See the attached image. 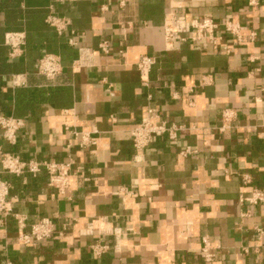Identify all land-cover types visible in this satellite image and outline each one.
Instances as JSON below:
<instances>
[{
	"label": "crops",
	"instance_id": "0c3cea01",
	"mask_svg": "<svg viewBox=\"0 0 264 264\" xmlns=\"http://www.w3.org/2000/svg\"><path fill=\"white\" fill-rule=\"evenodd\" d=\"M172 14L231 20L257 38L229 55L207 41L171 47L163 26ZM50 16L71 25L59 34ZM11 32L26 37L16 56L4 42ZM0 48V115L25 121L15 145L0 139L4 151L75 161L65 196L45 169L2 175L27 231L46 217L56 232L24 245L15 221L0 217V264H264V201L242 202L264 189V0H0ZM45 54L61 58L53 80L38 73ZM144 56L156 59L147 85L137 69ZM17 93L28 97L23 114ZM149 108L184 128L137 156L130 132ZM229 109L236 117L222 131ZM73 128L97 144L80 148ZM206 236L212 262L202 257Z\"/></svg>",
	"mask_w": 264,
	"mask_h": 264
},
{
	"label": "built area",
	"instance_id": "2783aa9c",
	"mask_svg": "<svg viewBox=\"0 0 264 264\" xmlns=\"http://www.w3.org/2000/svg\"><path fill=\"white\" fill-rule=\"evenodd\" d=\"M253 4V2L251 3ZM47 23L56 30L57 33L63 34L71 25L68 18L59 16H50ZM164 36L167 44L173 47L176 41L192 42L207 41L211 45L218 47L223 53L229 55L233 52L235 46H243L247 41L253 43L257 38L255 31L251 32L248 37L245 36V27L231 20L218 23L210 18L188 20L185 17L171 15L165 20ZM230 38L232 44L225 40ZM26 37L24 33L11 32L5 35V45L11 48V53L16 56L21 47L25 45ZM71 45H77L74 39L69 40ZM100 48L104 52L109 51L108 43L103 42ZM254 60V59H253ZM156 59L151 56L142 57L137 63V69L140 73L142 84L147 85L150 80V73ZM81 67L82 65H78ZM62 71L61 58L55 54H45L38 64V73L49 80L55 79ZM14 82L17 86L25 83L19 76H15ZM223 125L220 130L231 127L236 117L234 110H225L223 112ZM25 126L23 118L16 116L0 115V139L9 145L17 143L18 134ZM183 126L171 124L165 120L161 112L156 108H149L147 114L141 119L130 132L133 146L137 156L142 154L155 138L165 137L170 142H176ZM72 141L79 144L80 148H90L97 144V139L93 132H84L75 128L70 130ZM71 146V145H69ZM188 152V151H187ZM75 161L69 158L63 162H37L34 160H23L19 156L7 153L0 144V217L12 218L17 226V240L24 244L34 246L46 239L53 238L56 232V224L50 218L41 217L30 226L27 231L28 219L25 215L15 214L10 202V183L2 178L4 173L12 175L31 174L36 176L42 169H45L49 175V186L54 188L58 195L65 196L72 191L71 179ZM248 181V178H245ZM249 202L258 205L264 201V189L255 188L249 198H243L242 202ZM3 220L0 219V226ZM260 237L264 235L262 229H258ZM202 257L207 262L214 260V254L211 252L212 243L209 237L202 239ZM103 247L95 246L94 252L99 254Z\"/></svg>",
	"mask_w": 264,
	"mask_h": 264
},
{
	"label": "trees",
	"instance_id": "16d2710c",
	"mask_svg": "<svg viewBox=\"0 0 264 264\" xmlns=\"http://www.w3.org/2000/svg\"><path fill=\"white\" fill-rule=\"evenodd\" d=\"M3 50L0 48V53L2 52ZM28 100V97L25 96L24 94H18L17 93V100H16V103H17V108H18V111L20 114H23L24 113V104L26 103V101ZM3 111V108L0 107V113Z\"/></svg>",
	"mask_w": 264,
	"mask_h": 264
}]
</instances>
